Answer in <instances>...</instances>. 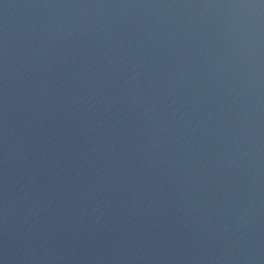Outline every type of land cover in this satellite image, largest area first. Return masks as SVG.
Masks as SVG:
<instances>
[{"label": "water", "instance_id": "95a60500", "mask_svg": "<svg viewBox=\"0 0 264 264\" xmlns=\"http://www.w3.org/2000/svg\"><path fill=\"white\" fill-rule=\"evenodd\" d=\"M264 0H0V264H264Z\"/></svg>", "mask_w": 264, "mask_h": 264}, {"label": "clouds", "instance_id": "9594fccd", "mask_svg": "<svg viewBox=\"0 0 264 264\" xmlns=\"http://www.w3.org/2000/svg\"><path fill=\"white\" fill-rule=\"evenodd\" d=\"M241 7H247V8L264 7V2H262L261 5H241Z\"/></svg>", "mask_w": 264, "mask_h": 264}]
</instances>
